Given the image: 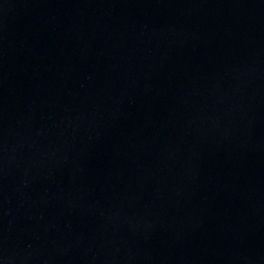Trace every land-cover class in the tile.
<instances>
[{
	"label": "water",
	"instance_id": "obj_1",
	"mask_svg": "<svg viewBox=\"0 0 264 264\" xmlns=\"http://www.w3.org/2000/svg\"><path fill=\"white\" fill-rule=\"evenodd\" d=\"M0 264H264V0H0Z\"/></svg>",
	"mask_w": 264,
	"mask_h": 264
}]
</instances>
